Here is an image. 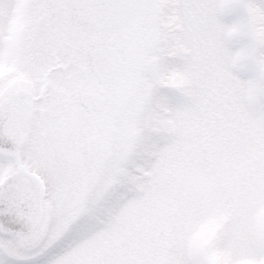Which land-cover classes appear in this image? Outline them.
Returning a JSON list of instances; mask_svg holds the SVG:
<instances>
[{
	"label": "snow or ice",
	"instance_id": "1",
	"mask_svg": "<svg viewBox=\"0 0 264 264\" xmlns=\"http://www.w3.org/2000/svg\"><path fill=\"white\" fill-rule=\"evenodd\" d=\"M0 264H264V0H0Z\"/></svg>",
	"mask_w": 264,
	"mask_h": 264
},
{
	"label": "rangeland",
	"instance_id": "2",
	"mask_svg": "<svg viewBox=\"0 0 264 264\" xmlns=\"http://www.w3.org/2000/svg\"><path fill=\"white\" fill-rule=\"evenodd\" d=\"M164 14H165V15H164ZM162 15H163V16H166V15H167V13H163Z\"/></svg>",
	"mask_w": 264,
	"mask_h": 264
},
{
	"label": "flooded vegetation",
	"instance_id": "3",
	"mask_svg": "<svg viewBox=\"0 0 264 264\" xmlns=\"http://www.w3.org/2000/svg\"><path fill=\"white\" fill-rule=\"evenodd\" d=\"M165 15V14H164Z\"/></svg>",
	"mask_w": 264,
	"mask_h": 264
}]
</instances>
